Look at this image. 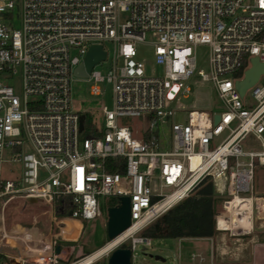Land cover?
Masks as SVG:
<instances>
[{
	"label": "built area",
	"instance_id": "built-area-1",
	"mask_svg": "<svg viewBox=\"0 0 264 264\" xmlns=\"http://www.w3.org/2000/svg\"><path fill=\"white\" fill-rule=\"evenodd\" d=\"M138 43L151 45L162 76L145 74ZM92 45L106 56L86 76L91 94L99 95L98 83H110L113 106H101V129L80 138L84 115L72 109L70 84L84 78L74 70ZM199 45L208 48L206 70L196 67ZM254 56L264 62V0H0V166L6 151L20 165L18 177L0 176V198L36 199L71 218L93 220L101 216L100 196L115 199L110 207L127 196L130 225L138 227L111 250L129 248L132 263L136 246L151 244L138 233L210 180L224 197L215 230L234 239L251 234L255 221L264 225V198L252 189L255 163L264 166V85L258 84L264 74L243 96L235 83ZM107 60L102 74L96 67ZM192 77L196 86L213 85L224 110L191 109L185 121H175L183 106L171 102L178 91H190ZM124 116L144 117V126L123 125ZM170 120L167 136L162 127ZM66 216L49 221L58 227ZM42 239L25 228H3L0 243L12 242L16 251L0 252V264L66 260L55 241ZM226 254L195 250L174 264H238Z\"/></svg>",
	"mask_w": 264,
	"mask_h": 264
},
{
	"label": "rangeland",
	"instance_id": "rangeland-1",
	"mask_svg": "<svg viewBox=\"0 0 264 264\" xmlns=\"http://www.w3.org/2000/svg\"><path fill=\"white\" fill-rule=\"evenodd\" d=\"M105 47L111 52V44L104 43ZM137 57L143 59L145 64L146 75H163V67L154 61L152 55V47L147 43H138L136 45ZM208 48L199 45L196 48V67L197 69H207ZM110 67L109 61L98 65L96 68L105 74ZM196 77H192L186 81L189 85L190 91L188 93H181L178 91L173 98L171 105L174 108H183L174 116L175 121H185V116L188 110L197 109L206 112L224 110L222 101L218 98L213 85L210 82H202L199 86L193 83ZM15 88L19 84V79L16 78L11 82ZM264 85V75L261 76L259 83ZM71 106L75 112L86 115L88 120L84 122L85 126L80 132V138L92 135L89 122L92 127L101 129L103 118L100 111L101 106L112 108L113 96L111 84L104 81L98 83L100 88L99 95L91 94V86L93 81L88 80L87 77L76 78L71 81ZM246 104L252 101L249 93L244 97ZM123 125L132 126L135 129H141L144 126V117H129L124 116L120 118ZM168 123L163 124L162 131L165 135L170 134ZM226 131L220 135L215 136L210 144V147L219 143L226 135ZM243 149H248L245 145ZM8 153L5 152L6 159L1 163L0 176L5 178L18 177L20 174L19 163L8 161ZM246 160V159H245ZM252 189L254 196H261L264 198V166L255 163L253 168ZM248 194V193H243ZM219 202L217 209L220 208L223 196H218ZM101 216L93 220L80 219L82 227L79 229L76 226H71L69 220L65 219L58 227L49 221L50 216L55 215L57 218L66 216V213H60L56 207L57 205H47L44 202L37 201L36 203H29L23 198H0V236L1 231L5 228L6 232L12 233L13 230H20L25 228L32 235L43 238L44 241H55L58 246H61L62 255L66 260H60L59 264H67L77 260L83 256H88L87 252L93 253L96 249L104 246L112 239L107 237L106 221L107 209L115 203L112 197H99ZM67 218H71L66 216ZM262 221L257 220L254 223V229L251 234H248L239 239H234L229 233L218 232L211 237V239H179V238H151V244L147 249H143L141 244H138L134 249V258L131 264H174L186 260L189 253L195 250H202L209 253L210 248L213 247L214 252L220 249L227 251L226 257L228 262H236L238 264H264V225H260ZM141 235V232L138 233ZM8 242V243H6ZM12 242L2 241L0 243V252L14 253L16 248H13ZM127 244H123L126 246ZM93 250V251H92ZM113 251V250H111ZM108 251L105 255L100 256L91 264H109L108 257L111 253ZM90 255V253H89ZM179 257V258H178ZM6 261L7 259L3 257Z\"/></svg>",
	"mask_w": 264,
	"mask_h": 264
},
{
	"label": "trees",
	"instance_id": "trees-1",
	"mask_svg": "<svg viewBox=\"0 0 264 264\" xmlns=\"http://www.w3.org/2000/svg\"><path fill=\"white\" fill-rule=\"evenodd\" d=\"M86 120L88 117L84 115V122ZM89 125L92 131V123ZM218 202L212 181L204 180L187 197L146 226L141 235L154 239L212 237L216 232L214 215ZM89 253L91 251L86 254Z\"/></svg>",
	"mask_w": 264,
	"mask_h": 264
},
{
	"label": "water",
	"instance_id": "water-1",
	"mask_svg": "<svg viewBox=\"0 0 264 264\" xmlns=\"http://www.w3.org/2000/svg\"><path fill=\"white\" fill-rule=\"evenodd\" d=\"M106 52L101 45H92L88 49L83 64L79 65L74 70V75L77 77H86L92 66L103 60ZM251 66L244 71V77L237 80L235 86L239 94L243 96L246 89L257 82L259 76L264 74V62H260L257 57L250 58ZM218 115L214 117L216 121ZM83 115L80 117L79 130L83 129ZM29 203H36V199H28ZM70 214V212H69ZM130 225L129 214V198L127 196L120 197V204L115 207H110L107 210L106 233L108 238H113ZM59 251V247L56 248ZM109 264H131V251L127 247H117L111 251L108 257Z\"/></svg>",
	"mask_w": 264,
	"mask_h": 264
},
{
	"label": "bare ground",
	"instance_id": "bare-ground-1",
	"mask_svg": "<svg viewBox=\"0 0 264 264\" xmlns=\"http://www.w3.org/2000/svg\"><path fill=\"white\" fill-rule=\"evenodd\" d=\"M198 161V159H192V163L195 164ZM238 203H247L250 204L251 201L249 198L245 197L243 199H240V197H237L235 199ZM138 227V224H133V225H129L126 229H124L122 232H120L119 234H117L116 236H114L113 238H111L112 240L109 241L107 244H105L104 246L100 247L99 249H97L96 251H94L93 253H91L88 256H85L84 258H82L81 260H78L76 262H74L73 264H91L94 261H96L100 256L105 255L109 250H111L114 246H116L117 244H119L121 241L125 240L127 238V236L134 232V230Z\"/></svg>",
	"mask_w": 264,
	"mask_h": 264
},
{
	"label": "crops",
	"instance_id": "crops-1",
	"mask_svg": "<svg viewBox=\"0 0 264 264\" xmlns=\"http://www.w3.org/2000/svg\"><path fill=\"white\" fill-rule=\"evenodd\" d=\"M67 220H69L70 222H69V224L71 225V226H76V223H77V228H81L82 227V223H81V221L79 220V219H74V218H67ZM76 222V223H75ZM179 239H200V240H202V239H204V240H206V237H204V238H179Z\"/></svg>",
	"mask_w": 264,
	"mask_h": 264
}]
</instances>
